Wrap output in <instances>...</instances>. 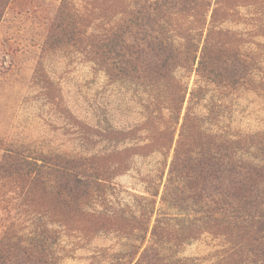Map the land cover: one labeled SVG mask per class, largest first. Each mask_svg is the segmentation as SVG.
Segmentation results:
<instances>
[{"label":"rangeland","instance_id":"374dc122","mask_svg":"<svg viewBox=\"0 0 264 264\" xmlns=\"http://www.w3.org/2000/svg\"><path fill=\"white\" fill-rule=\"evenodd\" d=\"M207 1L202 23L173 19L163 26L175 48L196 50L195 61L172 73L184 90L178 111L164 80L120 68L121 56L142 36L137 28L121 35L122 9L143 0H5L0 262L8 261L9 248H33L49 264H140L144 249L143 264H153L151 248L164 257L159 264L231 261L237 242L229 229L216 230L215 220L236 213L199 197L183 170L170 172V162L186 136L185 113L209 133H264V0H218L213 22L217 4ZM224 6L231 7L227 18ZM203 47V68H230L235 83L198 73ZM107 57L114 68L101 62ZM241 154L256 163L264 159L255 146ZM156 224L157 232L198 234L180 242L159 239L151 234ZM236 264H264V257L246 254Z\"/></svg>","mask_w":264,"mask_h":264},{"label":"trees","instance_id":"16d2710c","mask_svg":"<svg viewBox=\"0 0 264 264\" xmlns=\"http://www.w3.org/2000/svg\"><path fill=\"white\" fill-rule=\"evenodd\" d=\"M211 1L207 0H143L138 3V7L129 6L125 2L122 9L124 20L119 26V32H129L133 28L142 31V36L136 38L140 43L129 47L127 53L120 58V68L123 73L130 76L137 75L138 72L146 75L156 76L164 80L173 92V98L176 99V109L180 111L184 99V90L181 84L176 82L172 73L178 67L189 66L196 59V50L192 45L185 47V53L175 48L171 42L164 36L163 26L169 24V21L181 23L184 20L188 23L193 21H204L205 13L210 9ZM5 0H0V7ZM211 11V22L215 21L219 12V2ZM229 6H224L222 15L224 18L229 17ZM136 19H132V16ZM63 17L62 15H60ZM68 14H67V17ZM140 23H136L137 19ZM77 19V16H75ZM70 20V18H69ZM70 22H64L65 26H71ZM135 25V26H134ZM134 26V27H133ZM211 32V31H210ZM222 35H230L228 30H214ZM184 38H186L184 36ZM127 47V46H126ZM205 47L199 56L196 70L201 76L216 78L224 77L229 83H235L237 75L230 68L223 71H216L214 68H203V58L206 51ZM100 61L101 57L98 56ZM106 63L109 69L114 68V58L107 57ZM213 60L211 64H216ZM129 70L131 73L129 74ZM137 77V76H136ZM183 90V94L181 93ZM179 104V105H178ZM183 130L186 131L185 139H179L177 146L174 148L170 162V172L183 170L188 187L199 197L205 200H211L216 204H222L231 208L236 214L225 220L217 221L216 230L231 231L235 247L230 250L231 261L227 264L239 263L246 254H258L264 257V159L261 163L246 159L241 154L244 148L250 146L257 147L264 151V133L254 134H234L226 133H209L203 130L196 116L189 113L184 114ZM159 142L157 137L153 140ZM184 142V145L182 144ZM196 154L193 155V151ZM26 161L20 163L21 166H28ZM204 230L207 227L203 228ZM209 229V228H208ZM193 233V234H191ZM151 234L154 237H166L165 239H175L177 242L185 241L188 238L197 237L198 232L172 233L170 231L157 232V224L153 226ZM230 243V241L228 240ZM226 243V242H225ZM153 249V264H159L164 258L156 248ZM144 249L139 257V261L145 262ZM14 252V253H13ZM13 253V255H12ZM234 253V254H233ZM5 255L9 258L7 262L0 264H49L37 256V250L33 248H21L11 251L6 250ZM38 255H41L40 252ZM228 257V256H227ZM166 259V258H165ZM236 259L239 261L236 262ZM178 261L169 260V264H177Z\"/></svg>","mask_w":264,"mask_h":264}]
</instances>
